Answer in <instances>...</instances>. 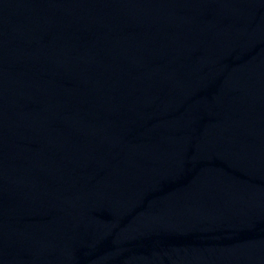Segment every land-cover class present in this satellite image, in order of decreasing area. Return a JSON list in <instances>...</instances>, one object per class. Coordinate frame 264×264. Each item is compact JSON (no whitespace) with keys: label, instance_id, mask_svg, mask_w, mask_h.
I'll return each mask as SVG.
<instances>
[{"label":"water","instance_id":"obj_1","mask_svg":"<svg viewBox=\"0 0 264 264\" xmlns=\"http://www.w3.org/2000/svg\"><path fill=\"white\" fill-rule=\"evenodd\" d=\"M0 264H264V0H0Z\"/></svg>","mask_w":264,"mask_h":264}]
</instances>
